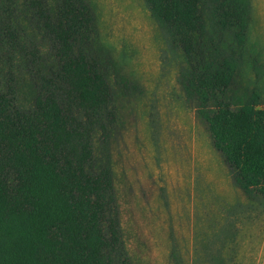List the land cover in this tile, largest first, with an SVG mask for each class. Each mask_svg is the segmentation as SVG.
Wrapping results in <instances>:
<instances>
[{
    "label": "trees",
    "instance_id": "1",
    "mask_svg": "<svg viewBox=\"0 0 264 264\" xmlns=\"http://www.w3.org/2000/svg\"><path fill=\"white\" fill-rule=\"evenodd\" d=\"M145 2L234 183L264 201L260 94L232 93L252 0ZM97 23L91 0H0V264H133L111 154L116 73Z\"/></svg>",
    "mask_w": 264,
    "mask_h": 264
},
{
    "label": "rangeland",
    "instance_id": "2",
    "mask_svg": "<svg viewBox=\"0 0 264 264\" xmlns=\"http://www.w3.org/2000/svg\"><path fill=\"white\" fill-rule=\"evenodd\" d=\"M91 5L116 73L111 154L133 264H264V201L234 183L178 83L182 57L167 49L145 0ZM252 5L232 93L242 101L254 88L264 108V0Z\"/></svg>",
    "mask_w": 264,
    "mask_h": 264
}]
</instances>
